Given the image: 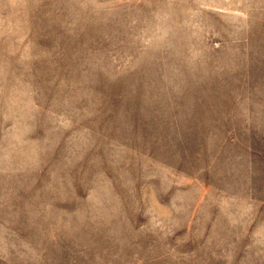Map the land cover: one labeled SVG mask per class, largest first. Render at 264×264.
I'll use <instances>...</instances> for the list:
<instances>
[{"label":"rangeland","instance_id":"374dc122","mask_svg":"<svg viewBox=\"0 0 264 264\" xmlns=\"http://www.w3.org/2000/svg\"><path fill=\"white\" fill-rule=\"evenodd\" d=\"M0 264H264V0H0Z\"/></svg>","mask_w":264,"mask_h":264}]
</instances>
